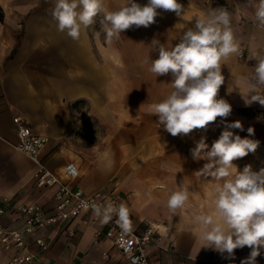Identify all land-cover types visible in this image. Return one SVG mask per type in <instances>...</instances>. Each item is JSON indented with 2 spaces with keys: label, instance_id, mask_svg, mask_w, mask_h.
I'll list each match as a JSON object with an SVG mask.
<instances>
[{
  "label": "crops",
  "instance_id": "crops-1",
  "mask_svg": "<svg viewBox=\"0 0 264 264\" xmlns=\"http://www.w3.org/2000/svg\"><path fill=\"white\" fill-rule=\"evenodd\" d=\"M55 2L0 0V199L6 197L13 205L38 203L47 210L54 206V187L36 188L34 164L15 149L12 119L20 117L34 133L47 138L39 159L50 172L85 197L94 193L117 196L129 209L126 224L132 231L154 229L155 241L148 247L150 264H241L250 254L249 247L234 250L232 257L202 247L201 227L195 219L199 214H214L216 181L196 174L205 161L194 160L190 150L202 136L211 147L224 124L217 118L207 130L176 137L167 133L156 123L151 105L170 93L172 77H156L148 69L151 60L158 58L157 43L174 46L183 31L194 28L195 17L225 8L243 56L222 61L224 83L217 98L232 106L226 121L239 120L243 125V131L232 129L234 134L259 141L255 153L233 161L237 169L264 168V117L237 113L240 109L264 113L259 102L246 105L244 100L251 91L248 82L256 64L250 56L264 50V25L255 19L259 1L178 0L185 9L182 16L158 9L155 23L147 28L133 26L110 43L104 31L98 30L103 13L81 30L78 40L60 32L52 15ZM103 2L108 11H116L125 0ZM136 2L143 6L148 0ZM256 91L264 94V88ZM129 111L135 114L129 117ZM111 112L118 118L114 120ZM98 125L111 130L103 157L95 142ZM249 127L254 129L252 136ZM116 134L120 140L112 138ZM133 135L138 142L146 136L159 137L153 140L160 152L157 159L152 163L130 159L125 146L129 140L123 137ZM68 163L78 169L73 180L64 173ZM134 166L154 167L153 175L141 177L130 169ZM180 185L189 191V200L173 214L167 199ZM129 192L135 198L127 197ZM89 218L84 214L46 227L28 238V250H37L32 242L40 236L46 244L40 258L46 264H117L111 242L96 235L103 226L84 224ZM0 224L20 225L9 214L0 216ZM256 259L257 264H264V250ZM7 261L8 255L0 252V264Z\"/></svg>",
  "mask_w": 264,
  "mask_h": 264
},
{
  "label": "clouds",
  "instance_id": "clouds-1",
  "mask_svg": "<svg viewBox=\"0 0 264 264\" xmlns=\"http://www.w3.org/2000/svg\"><path fill=\"white\" fill-rule=\"evenodd\" d=\"M251 2V0H249ZM158 9L182 16L185 9L178 0H148L140 5L136 0H125L116 11H108L103 0H56L53 18L60 32H66L78 40L83 28L95 22L103 13L101 21L107 41L118 39L121 33L135 26L149 27L155 23ZM255 19L264 25V0H259ZM158 58L151 60L149 71L158 76L171 75L170 93L160 102L151 105V113L158 117L159 127L172 135L187 136L194 130H207L210 124L221 118L224 129L209 147L202 136L190 150L196 161H205L196 174L216 181L213 188L214 214H199L195 219L201 227L202 247L220 253L234 255V250L245 246L251 249L241 264H257V257L264 250V168L253 171L246 165L237 169L234 160L255 153L259 141L241 138L232 129L243 131L241 121L228 123L226 118L232 106L223 98H217L224 83L222 61L241 53L240 42L231 28L230 15L225 8H217L203 17H195L194 28H187L174 46L156 44ZM250 59L256 61L249 80L251 91L245 104L259 102L264 106V94L256 89L264 88V50L253 52ZM250 96V99H249ZM249 136L254 129H247ZM189 191L182 185L167 199V207L174 214L189 200ZM104 222L114 215L126 224L129 209L124 205H97L84 203Z\"/></svg>",
  "mask_w": 264,
  "mask_h": 264
},
{
  "label": "built area",
  "instance_id": "built-area-1",
  "mask_svg": "<svg viewBox=\"0 0 264 264\" xmlns=\"http://www.w3.org/2000/svg\"><path fill=\"white\" fill-rule=\"evenodd\" d=\"M242 56L241 50L238 58L241 59ZM12 123L17 138L15 149L34 164L32 177L35 187L42 189L54 187L55 190L52 197L54 206L49 210L38 203L13 205L6 197L0 199V216L9 214L20 223L16 228L0 224V252L8 255L7 264H46L40 258L41 253L46 250L43 238L40 236L34 238L32 243L37 249L34 252L28 250V238L48 226L84 214L90 215V218L83 222L84 224L100 222L103 226V230L97 231L96 235H103L111 242L118 256L117 264H150L148 247L155 241L154 229L148 226L140 232H135L129 229L127 224L119 222L115 215L104 222L103 218L95 215L91 208L85 209L84 203L118 206L123 202L113 194L102 197L99 193H94L85 197L80 189L72 188L63 182L39 159L47 138L34 133L20 117H14ZM64 173L67 178L73 180L78 176V169L73 163H68L64 166Z\"/></svg>",
  "mask_w": 264,
  "mask_h": 264
},
{
  "label": "rangeland",
  "instance_id": "rangeland-1",
  "mask_svg": "<svg viewBox=\"0 0 264 264\" xmlns=\"http://www.w3.org/2000/svg\"><path fill=\"white\" fill-rule=\"evenodd\" d=\"M98 30H99V32L103 31L102 24L101 25L99 24ZM133 114H135V113L132 111H129L128 115H129V117H131V116H133ZM110 115L113 116L114 120L118 118V115L116 114V112H111ZM134 123L136 124V122H134ZM110 131H111L110 129H105V128L102 129V128H100L99 125L97 126V136H96L95 142H96V147L98 149L97 153L100 157H103L104 147H106V144H105L106 139L111 138V135H109V137H108V134H110ZM116 136H117V134L113 135L112 138H114V140H115ZM117 137L120 140V135ZM158 138L159 137H153L151 135V136H146L143 139V141L141 140L140 142H138L137 137L135 135L125 136V137H123V139L129 140L125 144L126 148L128 149L126 154H129L130 159H137V157H138L137 161H139V162L143 160L144 162L148 161V162L152 163V161L155 158L157 159L158 153H160L157 151L156 146L154 145V142H153V140H156V139L158 140ZM114 142H117V141H114ZM117 156H118V154L114 153V157L118 158ZM130 169L133 170L134 173H137V174L141 175V177H145V178L151 177L153 175V171H154V167H144V168L139 167L138 168V166H134ZM127 195H128L127 197L131 196L132 198H135V195H133L131 192H129Z\"/></svg>",
  "mask_w": 264,
  "mask_h": 264
},
{
  "label": "trees",
  "instance_id": "trees-1",
  "mask_svg": "<svg viewBox=\"0 0 264 264\" xmlns=\"http://www.w3.org/2000/svg\"><path fill=\"white\" fill-rule=\"evenodd\" d=\"M237 113L240 114V115H243V116H254L255 114L256 115H260L261 117H264V113H261V112H255L251 109H240V110H237Z\"/></svg>",
  "mask_w": 264,
  "mask_h": 264
}]
</instances>
